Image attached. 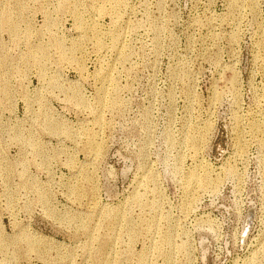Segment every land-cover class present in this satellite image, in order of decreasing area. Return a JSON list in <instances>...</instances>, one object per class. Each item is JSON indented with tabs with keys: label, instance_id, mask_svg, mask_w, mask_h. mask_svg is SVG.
<instances>
[{
	"label": "rangeland",
	"instance_id": "1",
	"mask_svg": "<svg viewBox=\"0 0 264 264\" xmlns=\"http://www.w3.org/2000/svg\"><path fill=\"white\" fill-rule=\"evenodd\" d=\"M0 264H264V0H0Z\"/></svg>",
	"mask_w": 264,
	"mask_h": 264
}]
</instances>
